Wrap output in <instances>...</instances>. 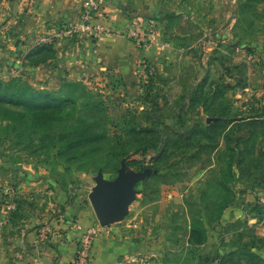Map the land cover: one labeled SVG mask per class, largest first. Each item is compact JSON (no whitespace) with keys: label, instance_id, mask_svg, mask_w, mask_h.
Wrapping results in <instances>:
<instances>
[{"label":"rangeland","instance_id":"1","mask_svg":"<svg viewBox=\"0 0 264 264\" xmlns=\"http://www.w3.org/2000/svg\"><path fill=\"white\" fill-rule=\"evenodd\" d=\"M14 1L0 0V222L37 216L39 228L63 225L62 236L77 214L95 212L97 177L112 182L126 166L145 176L123 219L96 216L91 251L101 256L112 239L126 264H264V0H124L119 29L99 0L91 21L102 32L68 36L82 0L76 23L41 40L122 36L143 52L129 77L54 75L55 53L40 45L4 56ZM59 99L72 101L36 108ZM87 130L107 137L59 156L64 136Z\"/></svg>","mask_w":264,"mask_h":264},{"label":"crops","instance_id":"2","mask_svg":"<svg viewBox=\"0 0 264 264\" xmlns=\"http://www.w3.org/2000/svg\"><path fill=\"white\" fill-rule=\"evenodd\" d=\"M122 1L124 0L104 2L106 12L110 15L109 25L117 29L122 26L123 15L119 8ZM135 2L141 7L153 0ZM81 3L82 0H15L10 3L11 11L17 14L7 18L10 41L4 49V56L16 58L18 52L25 58L37 45H47L41 44V40L53 32L55 24L76 23L79 20L78 7ZM28 22L30 25L26 26L25 23ZM18 29L20 34L16 32ZM51 47L55 57L48 60L53 63L48 68L54 75L77 71L82 75L116 71L129 77L137 69V62L143 55L134 43L119 35H105L94 38L91 42L78 39L57 40ZM42 68L44 67H33L30 71L40 72ZM10 190L11 188H6L5 192L10 194ZM3 192L0 191V197ZM76 220L79 225L74 228L72 225L65 227L62 236L59 229L63 225L52 222L39 228L36 224L39 223L37 216L30 215V218L18 225L0 222V227L5 224L4 228H0V264H72L77 241L83 232L94 228L96 215L94 211H88L77 214ZM96 244L101 245L100 241ZM102 245L104 250L101 256L98 247L92 251V264H126L121 258L127 257H121L125 254L123 252L118 253L119 248L116 247L120 246H116L115 240H106Z\"/></svg>","mask_w":264,"mask_h":264},{"label":"water","instance_id":"3","mask_svg":"<svg viewBox=\"0 0 264 264\" xmlns=\"http://www.w3.org/2000/svg\"><path fill=\"white\" fill-rule=\"evenodd\" d=\"M144 176V173H129L126 166H123L118 178L112 182L104 181L102 175L97 177V186L90 194V200L103 225L123 219L134 194V187Z\"/></svg>","mask_w":264,"mask_h":264},{"label":"built area","instance_id":"4","mask_svg":"<svg viewBox=\"0 0 264 264\" xmlns=\"http://www.w3.org/2000/svg\"><path fill=\"white\" fill-rule=\"evenodd\" d=\"M98 3L99 0H87L82 21L76 25L67 27L65 29V34L68 36H79L80 34H83L90 37L99 35L102 32L101 26H95L91 21L92 14L95 10H97ZM60 36H62V34H60ZM96 233L97 231L93 228L82 236L83 241L81 242V246L74 257L72 264H91V238L96 235Z\"/></svg>","mask_w":264,"mask_h":264},{"label":"trees","instance_id":"5","mask_svg":"<svg viewBox=\"0 0 264 264\" xmlns=\"http://www.w3.org/2000/svg\"><path fill=\"white\" fill-rule=\"evenodd\" d=\"M38 49V48H37ZM47 49L50 50V52L52 53H55L53 52V49L51 46L49 45H44V46H41L39 48V50L37 51L38 53L39 52H44V51H48ZM36 52V53H37ZM45 95H49L48 93H44ZM40 96V97H39ZM41 96H44L42 94H38V98H47V97H41ZM12 100H9L7 101H4V102H9V103H13L11 102ZM33 101V100H32ZM31 100L27 101V103H30L32 102ZM68 101H72L71 99H59V104H53V103H49V102H41L39 104L36 105V108H40V109H49L51 110L50 113H53L52 110H57V109H61V107H59L61 105L60 102H68ZM73 103H75L73 101ZM241 122H243L242 120H230V126H233L235 124H240ZM91 132L90 130H87V131H83V132H77V134H75L73 137L67 139L65 136L62 138L63 141H66L65 144L63 145L62 148H60V151H59V156L60 157H63L67 154H69L70 152L72 151H75V152H80V149L85 147L86 145H96V143H98L100 140H103V139H106V135H96L94 133H89ZM61 140V141H62ZM143 154H145V150L142 151ZM233 255H231L229 258H231Z\"/></svg>","mask_w":264,"mask_h":264}]
</instances>
